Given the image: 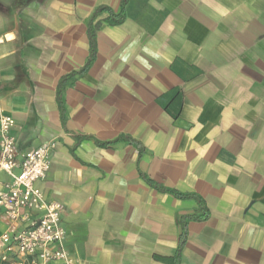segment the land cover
Segmentation results:
<instances>
[{"label": "crops", "instance_id": "1", "mask_svg": "<svg viewBox=\"0 0 264 264\" xmlns=\"http://www.w3.org/2000/svg\"><path fill=\"white\" fill-rule=\"evenodd\" d=\"M121 5L0 0V113L18 161L54 142L35 185L63 205L64 247L77 264H264V0L93 17ZM27 223L0 207V233Z\"/></svg>", "mask_w": 264, "mask_h": 264}, {"label": "built area", "instance_id": "2", "mask_svg": "<svg viewBox=\"0 0 264 264\" xmlns=\"http://www.w3.org/2000/svg\"><path fill=\"white\" fill-rule=\"evenodd\" d=\"M14 124L12 116L0 113V172L7 176L0 188V207L9 220L28 223L13 233H0V264H77L64 247L63 205L46 201L35 185L49 169L54 142L26 150L18 161ZM31 211L41 215L29 219Z\"/></svg>", "mask_w": 264, "mask_h": 264}, {"label": "trees", "instance_id": "3", "mask_svg": "<svg viewBox=\"0 0 264 264\" xmlns=\"http://www.w3.org/2000/svg\"><path fill=\"white\" fill-rule=\"evenodd\" d=\"M126 1L127 0H122L121 10H120V12L118 14H113L111 11H109V9H106V7H99V8H97L94 11L93 17L97 16L100 12H102L104 10H108L109 17L112 19L110 22L112 24L119 23V22H121L124 19L123 10H124V5H125ZM97 27H98L97 23H95L94 26H91V24H89V26H88V34L90 36V43H91V55L93 54V51H94V33H95ZM82 70H84V69H82ZM82 70H80V71H82ZM120 139H124V137L118 138V140H120ZM147 181L152 183L150 180H147ZM206 216H207V210L204 208L203 209V214L201 216H199V218H203L204 219V218H206ZM185 224H186V221L184 220L182 222V232H181V235H180V241H179V246H178L177 252H179V250L181 249V247H182V245L184 243V240H185V235H186Z\"/></svg>", "mask_w": 264, "mask_h": 264}]
</instances>
